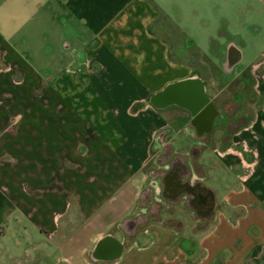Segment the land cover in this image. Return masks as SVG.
Instances as JSON below:
<instances>
[{
  "label": "crops",
  "instance_id": "0c3cea01",
  "mask_svg": "<svg viewBox=\"0 0 264 264\" xmlns=\"http://www.w3.org/2000/svg\"><path fill=\"white\" fill-rule=\"evenodd\" d=\"M1 12L41 30L62 63L34 68L0 37V73L31 74L42 108L57 109L21 157L59 159L47 235L61 236L74 202L83 219L54 248L28 253L29 264H264V50L247 65L234 44L195 55L182 31L157 26L147 0H0ZM183 132L201 149H172ZM157 162L168 174L150 189ZM154 190L189 199L186 212L165 211ZM210 192L215 211L195 213ZM194 214L204 229L188 225Z\"/></svg>",
  "mask_w": 264,
  "mask_h": 264
},
{
  "label": "rangeland",
  "instance_id": "374dc122",
  "mask_svg": "<svg viewBox=\"0 0 264 264\" xmlns=\"http://www.w3.org/2000/svg\"><path fill=\"white\" fill-rule=\"evenodd\" d=\"M147 1L155 5L162 16L157 26H161L163 32L169 30L171 33L173 28L178 29L179 33L182 31L188 46L193 45L195 55H208L212 59L218 50L221 53L229 44H234L243 52L244 64L247 65L257 60L264 50V0ZM5 14H0V37L6 39L21 57L37 69L58 64V54L55 52L49 55V48L43 45L41 30H33L31 27L30 30L25 23L18 22L20 16L24 19V15L16 14L13 19L18 23L12 24L5 21ZM166 23L172 26L169 27ZM59 64L62 65L61 62ZM6 69L0 56V70ZM47 75L52 78L55 74L51 70ZM56 116V108H42L41 85L31 74L0 73V264H29L31 258L28 253H32L37 247L54 248L62 240L63 232L66 234L82 223L83 219L74 202L70 213L60 220L61 236L49 238L47 233L54 230L53 214L58 212L53 194L60 183V177L54 174L59 159L51 158L47 164L40 153L39 158H34L35 161L32 160V164L28 166L27 161H31V155L27 152V161L21 158L27 146L26 137L42 134L41 130L46 128L43 126L44 121ZM184 132L179 138L180 142L171 146L172 149H177L184 156L185 151L192 147L201 149V145L196 142L187 141ZM34 144V148L41 146L40 142ZM15 152L19 156L18 164L12 160ZM82 153L87 152L82 150ZM186 165L184 161L178 162V166L183 168ZM158 167L157 162V168L154 166L153 170L148 169L150 174L146 176V183L153 185L150 189L155 186L159 188V176L162 178L168 174L169 169L161 174ZM194 183L198 186L201 182L194 179ZM166 194L163 193L162 196L159 193L156 196L154 190L151 196L159 199L166 196L167 199L164 198L162 203L156 202L165 211L169 212L173 207V211L181 209L186 212L185 202H189V199H183L184 196L172 199V196L168 198ZM210 194L212 193L206 197V207H195V213L200 214L203 210L209 213L215 211L213 201L209 200ZM195 202L202 201L196 199ZM196 215L189 217L188 225L197 227L199 231L205 228L206 223L197 222ZM193 218L195 221L191 220ZM53 261L55 256L48 262Z\"/></svg>",
  "mask_w": 264,
  "mask_h": 264
},
{
  "label": "flooded vegetation",
  "instance_id": "af4514ba",
  "mask_svg": "<svg viewBox=\"0 0 264 264\" xmlns=\"http://www.w3.org/2000/svg\"><path fill=\"white\" fill-rule=\"evenodd\" d=\"M233 54H235V52H233ZM206 111H208V110H206ZM104 249H105V245L103 244V245L100 246V251H101L102 254H104V252H105ZM112 249H113V247H112Z\"/></svg>",
  "mask_w": 264,
  "mask_h": 264
},
{
  "label": "water",
  "instance_id": "95a60500",
  "mask_svg": "<svg viewBox=\"0 0 264 264\" xmlns=\"http://www.w3.org/2000/svg\"><path fill=\"white\" fill-rule=\"evenodd\" d=\"M196 87H198V89H201V87L200 86H197L196 85ZM181 94V93H180ZM181 96V95H180ZM195 97H197L196 95H194ZM199 99H200V103L199 104H203V102H204V100L202 99V96L200 95L199 97H198Z\"/></svg>",
  "mask_w": 264,
  "mask_h": 264
}]
</instances>
